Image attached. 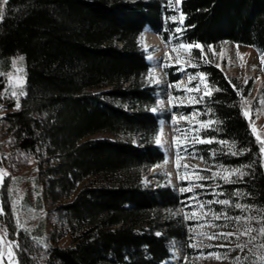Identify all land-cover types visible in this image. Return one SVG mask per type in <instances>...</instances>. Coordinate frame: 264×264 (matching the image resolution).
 Returning <instances> with one entry per match:
<instances>
[{
    "label": "trees",
    "instance_id": "16d2710c",
    "mask_svg": "<svg viewBox=\"0 0 264 264\" xmlns=\"http://www.w3.org/2000/svg\"><path fill=\"white\" fill-rule=\"evenodd\" d=\"M0 5V161L11 174L0 188L7 213L0 226L19 233V264H158L170 256L171 238L185 257L182 264H196L192 259L200 250L193 223L168 214L177 207L176 193L141 182L143 168L164 158L154 144V89L146 82L148 65L137 37L148 24L166 41L205 47L230 41L264 52V0H181L178 7L173 0H8ZM190 51L189 69L197 76L204 73L213 89L211 96L192 104L197 122H216L200 132L214 138L212 144L190 147L204 157L201 171L252 165L235 184L219 177L201 181L204 200L230 199L253 205L251 211L206 207L232 216H264L259 210L264 208V154L256 155L260 144L241 106L250 85L229 78L209 56L198 60V49ZM18 53L25 63L26 94L16 110L15 99L4 89H10L8 70ZM167 70L176 83L178 75ZM260 92L264 99V82ZM101 133L105 136H97ZM233 143L244 154H226ZM20 153L29 154L31 162ZM27 170L31 173L24 182L31 189L25 190L20 211L35 222L21 231L15 227L8 188ZM235 190L242 195L232 196ZM208 221L221 227L207 225V236L244 227L214 221L211 215ZM252 226L260 227L255 221ZM211 240L215 244L209 251L226 254L222 261L233 264L237 256L251 258L258 252L264 237L243 252L236 244L248 236Z\"/></svg>",
    "mask_w": 264,
    "mask_h": 264
},
{
    "label": "rangeland",
    "instance_id": "374dc122",
    "mask_svg": "<svg viewBox=\"0 0 264 264\" xmlns=\"http://www.w3.org/2000/svg\"><path fill=\"white\" fill-rule=\"evenodd\" d=\"M175 4H178L176 0H173ZM1 6V5H0ZM172 35V34H171ZM146 37H148V43L152 44L153 46L144 49V38L140 39L138 37V43L141 47L144 55H149L152 53L157 52V49H159L158 45H161V48L163 49V52L159 55H156V65L150 69V65L148 66V72L146 76V82L148 84V74L152 73L156 79L160 81L159 84L149 85L154 89V104L151 106L150 110L155 106L158 108L157 112H153L156 116H158V126H160V121H164L165 123L162 126V132L160 133V140L164 144L172 145L174 149V128L172 124L170 123V119L173 115H175L177 118L181 115L188 114L190 116L192 113H196L195 109L192 108V104L194 103L191 100L192 96H195L196 94L202 95L204 92L203 85H201V90L199 93H189L187 91H182V89H185L186 87H191L192 85L189 84L188 74H194L192 70L189 69V66L191 64L186 63L185 61L190 60L188 55V50L179 49L176 48L175 51H173L174 47L178 43H175L174 41H163L158 37L156 38L155 34H149ZM171 38H174V35L171 36ZM157 44V45H154ZM196 44V43H194ZM200 44V43H199ZM212 46L215 50V55H213L211 52L208 51V47H205L204 52L208 53L207 56L213 60V62L217 65H220L219 67L224 71V73L229 77H235L239 82L242 84L249 83L250 85V91L247 97H244L242 99L243 103V112H247L248 116H246L249 119L250 127L253 131V128H255V135H260L261 137H264V99L261 95L260 89L262 87V84L264 82V64L261 63V56H264V52H260L257 48L245 45V44H239L234 43L230 41H223L222 43L218 45H209ZM22 55L20 53L16 54L11 61L16 60L18 57H21ZM179 59V62L177 58ZM164 65H167L165 67ZM16 67L23 68V72L17 74L15 71V68L10 66L8 70V80H9V74L13 77L11 81V85L16 84L15 77L17 75L23 76L25 81V63L24 60L22 62H19ZM175 67V68H174ZM167 69H171L173 71V75H178V81L176 83H172L169 80V71ZM183 69V70H181ZM245 79H247V83H245ZM199 83V77L197 76V79L193 81V84ZM251 83V84H250ZM168 84H172L173 87H167ZM25 82L23 84V91H24ZM9 88H10V81H9ZM17 92L20 91V88L15 89ZM102 90V89H97ZM169 94H172V96L178 98L174 99L172 101V105H179L181 100L183 101V106H176L173 107L169 104ZM20 99V98H19ZM163 100V104L161 105L160 101ZM189 110V113H187ZM197 120L196 117L194 120H191V125H196ZM179 127H189L190 124L188 122H185L183 120H180L178 122ZM157 133V132H156ZM97 136H105V134L101 133ZM184 141L179 136V134H176V143L182 144ZM158 147V146H157ZM159 148V147H158ZM189 152H195L193 148H189ZM164 155V153H163ZM163 160V159H162ZM161 160V162H162ZM159 162V163H161ZM159 163L153 165V166H146L143 168L141 172V182L145 187L149 188H168L171 191L175 192L177 195L176 198V204L177 207H175L174 210L169 211L168 214L170 216L176 215L179 217H182V220L184 222H191L193 223L191 233L193 235L194 244L196 247L199 248V253L195 258H191L194 263L196 264H225L222 259H216L213 255V252L209 251V247L213 244H215L211 239L208 238L207 235V218L208 216L204 217L203 219L197 221L194 219H188L185 220L184 216L185 214H188L191 216L193 212H196L198 215H202L201 210L196 206L197 201L196 200H189L188 197L193 196L194 194H198V199L200 201H206L202 198L203 191L201 188L194 189V192H186L184 194L179 193L178 189L181 187H187L189 182H195V175L192 173V169H195L196 172L200 173L201 175L206 174L205 176H211L212 172L214 170L213 167H211V171L209 172H202L201 169L206 167L205 163L199 160V158H192L191 156H185L182 159L177 160L176 154L174 152L173 159H172V170L170 172H154L152 171V167L158 165ZM177 164L180 166V171H177ZM185 165L188 166L187 170H185ZM31 171L27 170L23 174V178L21 180L13 179L14 184L10 185L8 190L11 189V200H19L20 203L17 205V209L19 212V218L22 223H24L26 226H31L35 222V218H31L30 215H26L23 211H20L21 205H22V199L23 194L25 193L26 189H31V185L26 182V177L30 176ZM184 176L185 179H181L180 177ZM13 178V177H12ZM11 178V179H12ZM198 183L203 184L201 181H198ZM9 193V191H8ZM174 202V204H175ZM187 205H193V207H188ZM1 222V219H0ZM205 225L204 227H199V225ZM63 241H66L63 240ZM167 245L170 252V257L167 259L161 261L158 264H182V260L185 259V257L182 254V251L179 247V243L176 239L171 238L167 241ZM215 254V253H214ZM190 259V261H192ZM187 263L189 262V259H186Z\"/></svg>",
    "mask_w": 264,
    "mask_h": 264
},
{
    "label": "snow or ice",
    "instance_id": "6c2138e0",
    "mask_svg": "<svg viewBox=\"0 0 264 264\" xmlns=\"http://www.w3.org/2000/svg\"><path fill=\"white\" fill-rule=\"evenodd\" d=\"M177 3H179V0H176ZM8 0H0V4H7ZM4 15L3 12V8L0 7V18H2ZM183 14H181L182 16ZM173 20L175 18H172ZM181 23H182V19H181ZM181 29L177 28L176 32H180ZM208 47V51L211 52L213 55H215V50L212 46H207ZM176 48L179 49H184V50H188V55L191 56L192 53L190 50L192 49H198L199 50V55L196 57L198 60H204L208 53L204 52V45H201L199 43L193 44V43H178L176 45V47H174L173 51L176 50ZM148 59H151V57H147ZM23 57H18L16 60L11 61L12 66L15 68V71L17 74L22 73L23 72V68L21 67H16V65L19 62L23 61ZM179 57L177 58L178 62H179ZM186 63H191L190 60L185 61ZM210 62V61H209ZM261 63L264 64V56H261ZM165 67H167V65H164ZM193 67H195L196 65H192ZM217 67H219L220 65H216ZM183 70V69H181ZM0 75H3L2 73H0ZM199 77V83H195L193 84V81H195L197 79V74H188V79H189V84L192 85L191 87H186L185 89H182V91H187L189 93H199L201 90V85H203L204 88V92L203 95H201L199 98H197L196 96H192L191 100L194 103H199L201 102L204 97L206 96H211L213 89L209 87V84L206 82L205 80V74L204 73H199L198 74ZM13 77L11 76V74H9V81H10V89H4V92H8L10 91V95L11 97H13L15 99V109L19 110L21 107L20 104V96H24L26 93L22 90L23 89V84H24V78L23 76L17 75L15 77L16 80V84L15 85H11V81H12ZM160 81L158 79H156L154 77V75L152 73L148 74V84L154 85V84H159ZM245 83H247V79H245ZM167 87H173L172 84H168ZM235 85H233V88L235 89ZM16 88H20V91L17 92L15 89ZM220 89H215V91H219ZM238 94H239V90ZM174 99H178L174 96H172V94H169V104L172 105V101ZM161 105L163 104V100L160 101ZM173 107L176 106H183V101L181 100L179 105H172ZM241 106L243 107V103L241 104ZM0 110H3V105H0ZM152 112H157L158 108L157 107H153L151 109ZM191 115V120H194L197 113H192ZM245 116H248V113L245 112L244 113ZM180 120H183L185 122H188L190 124L189 127H179L178 126V122ZM191 120H190V116L188 114L185 115H181L180 117H176L175 115H173L170 119V123L172 124L173 128H174V152L176 154V158L177 160L184 158L185 156H191L192 158H199L201 160L204 159V157H200L197 156V154L195 152H189V148L190 147H194L196 144H212L214 142V138H209V137H205L200 135V132L202 129H207L209 126L213 125L214 123H216L215 121H199L197 122L199 126L196 125H191ZM165 122L164 121H160V128L157 130V133L154 135V143L157 146H160L161 144V140H160V133L162 132V126ZM253 132L255 133V128H253ZM179 134V136L183 139V143H176V134ZM256 141L259 142L260 147L258 150V153L256 154L258 157L261 156L262 154H264V138H262L260 135H256ZM14 142V141H12ZM218 143H220L221 145H225L227 144L226 141H218ZM231 151L229 153L226 154H230L233 156L236 155H242L244 154V150L241 151H236V145L235 143H233L231 146ZM38 150V149H37ZM21 157L27 159L29 162H31V157L29 154H25V153H20ZM215 155V153H214ZM4 159H7V157H4ZM167 162V161H165ZM256 161H253V164H255ZM13 167L15 165H12ZM261 167H264V163H262L260 165ZM252 167V165H241L235 168H228L225 167L224 165H219L218 166V171L216 172H212L211 176H204L201 175L200 173L196 172L195 169H192V173L195 175V182H189L187 187H181L178 189L179 193L184 194L186 192H194V189L196 188H205L206 185L198 183V181H206V180H211V179H215L217 177H219L220 179H222L224 181L225 184H235L241 180H243V178L247 175H249V173L245 170ZM188 166L185 165V170H187ZM207 171H211V169H206ZM177 171H180V166L179 164H177ZM11 174L10 172L4 168L2 166V161H0V188L4 187V182H5V178L9 177ZM182 180L185 179L186 177L181 176L180 177ZM207 187H211L210 185H208ZM216 187H220V185H216ZM9 191V195L11 194V189L8 190ZM213 194L217 195V196H221L224 195V193H216L215 190H213ZM232 196L235 197H240L242 195V193L239 190H235L231 193ZM189 200H196L197 201V207L201 210L202 215H198L196 212H193L191 214V216H189L188 214H185L184 219L188 220V219H194V220H201L204 217L211 215L212 220L214 221H219L221 219L225 220V221H235L237 225L243 224L244 227L241 229L240 227H237L236 230L234 232H216L210 236H208L209 239H223L224 241H228L230 242V238L235 236L237 240H239L240 236H248L249 240L245 243H237L236 244V248L240 249V251H244L247 247L248 244L252 243L253 241H256L258 239V237H264V216H260V217H256V216H251V215H236V216H232L229 215L226 211H216L210 207H206L208 205H213V204H219L222 206H226V207H232L235 209H238L240 212L242 213H247L249 211H251L253 209V205L250 204H241V203H234L232 200L230 199H217V200H207V201H200L198 199V194H194L193 196L188 197ZM20 201L17 200H12L10 201V207L12 209V215L14 217L15 220V227L21 231H26L25 229V225L21 222L20 218H19V212L17 209V205H19ZM188 207H193V205H187ZM260 211L264 212V208L259 209ZM31 211V209H30ZM7 213H5L4 211V206L3 204H0V217L6 215ZM255 221L257 224L260 225V227L258 228H254L252 226V222ZM208 224V226L212 227V228H218L221 227V225L216 224V223H212L211 221L206 222ZM205 225L201 224L199 225V227H204ZM223 227H227V224L223 225ZM252 232H256L258 235L257 236H252L251 233ZM17 235H19L18 232L13 231L12 233L9 232L8 227L6 225L4 226H0V264H19V260L17 257V253H19L22 249H21V245L19 243V241L15 238ZM157 235H160L159 233ZM207 235V234H204ZM219 247H226L225 244H221L219 245ZM256 247L258 248V252L253 253L252 257L250 258L249 256H244L243 259H241V257L237 256L235 261L233 262V264H264V251H259V250H264V240H262L258 245H256ZM229 251H232V249H229ZM213 255L216 259H226L227 255L225 254L224 256L221 255H217V254H211Z\"/></svg>",
    "mask_w": 264,
    "mask_h": 264
},
{
    "label": "bare ground",
    "instance_id": "6f19581e",
    "mask_svg": "<svg viewBox=\"0 0 264 264\" xmlns=\"http://www.w3.org/2000/svg\"><path fill=\"white\" fill-rule=\"evenodd\" d=\"M152 34L154 35V33L150 30V28L146 25L143 30L141 31V33L139 34V38L143 39L144 38V45L143 48L147 49L151 46H153L152 44L148 43V37H146L147 35ZM156 38L158 39V36L155 34ZM157 45V44H154ZM159 49H157V52L146 55V61L148 63V65H150V69L153 68L156 65V55H159L163 52V49L161 48V45H158ZM151 57V59H148L147 57ZM159 129V128H158ZM155 144V143H154ZM156 145V144H155ZM157 146V145H156ZM159 150L164 153V159L162 160L161 163H159L158 165L152 167V171L154 172H170L172 169V159H173V154H174V150H173V146L172 145H168V144H164L161 142ZM167 161V162H165Z\"/></svg>",
    "mask_w": 264,
    "mask_h": 264
}]
</instances>
